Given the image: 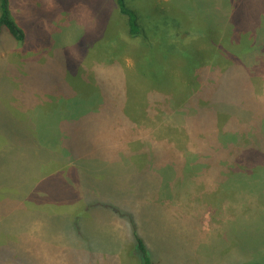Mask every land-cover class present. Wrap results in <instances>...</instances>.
Listing matches in <instances>:
<instances>
[{
    "label": "rangeland",
    "instance_id": "obj_1",
    "mask_svg": "<svg viewBox=\"0 0 264 264\" xmlns=\"http://www.w3.org/2000/svg\"><path fill=\"white\" fill-rule=\"evenodd\" d=\"M127 1L181 54L115 0H7L0 264H135L131 221L155 264H264V0Z\"/></svg>",
    "mask_w": 264,
    "mask_h": 264
},
{
    "label": "trees",
    "instance_id": "obj_2",
    "mask_svg": "<svg viewBox=\"0 0 264 264\" xmlns=\"http://www.w3.org/2000/svg\"><path fill=\"white\" fill-rule=\"evenodd\" d=\"M115 6H116L118 12L122 16H124V18H125L126 35L129 38L134 39L137 44H138V42H140V45L143 46L144 50H147V51L151 50L153 53V56H155L156 59H160L162 61L163 64L160 68H162L164 66L166 54H170V51H171V49H173L174 45L180 47L181 44L183 43V40L189 35V32L186 31V32H182V33H176L175 37H173L171 40L168 37H166V35H165V38H164V36H162L161 38L157 37L158 32L155 33L154 28H152L148 25V21H146L147 17H145V15H140L135 9L129 7L127 0H115ZM0 9H1L0 33L2 32V30H5L6 32H8L12 36H14L15 38L21 39L23 36L22 31L18 28V26L15 24V22L9 16L7 0H0ZM151 24L152 23L150 22V25ZM247 30H249V29H247ZM250 31H251V33H253V32L256 33V30H254L253 28ZM233 35H232V38H233ZM156 44L158 45V47H156ZM259 45H258L257 50L264 51V49L259 48ZM181 47H183V46H181ZM181 47H180V54H181ZM159 55H163L165 57L161 58V57H159ZM150 66H151V69L153 72L154 67L152 65H150ZM199 79H200V81L204 82V85H202L201 89L206 94H203L202 90H200L201 92H197V93L192 94L191 96H192V101L194 102L193 104L196 105L197 104L196 102H198L200 104L199 100L203 99L204 101H206V106L210 105L208 107H211L215 102L218 101V97H217L214 85L207 83V81H205V79H203V80H202V78H199ZM2 145L3 144H1L0 149L3 147ZM245 149L246 148H243L241 151H239L236 156L243 158L244 157L243 151ZM0 151H2V150H0ZM221 151L215 152V154L213 155V157H214L213 162L211 161V164H210L215 169H218L219 171L223 169L222 165L220 164V161L223 159ZM1 156H3V155L0 153V157ZM201 158H202V162H206L209 164V162H210L209 157H206V156L202 157L201 156ZM234 162L236 163V158H235ZM239 163L244 164L245 160H242ZM252 167L253 166L249 165V169ZM262 167H263V165L257 164V168L255 167L254 171H259V169L261 170ZM244 169L238 167L239 171H241V170L242 171H248V170H244ZM250 171H252V169ZM4 199L8 202L7 197L0 198V202H1V200H4ZM128 218L130 220L133 219V217H130V216ZM77 223L78 222L76 220L75 225H74L76 230H78ZM130 225H131V229H132V232H131L132 233L131 235L133 238L132 243L134 244V249H132L131 255H132L133 259L136 261L135 264H155L154 261L152 260V257H151V254H150V251H149V248L147 246L145 239L137 231V226H136L135 222L131 221ZM243 264H257V262H252V263L248 262V263H243Z\"/></svg>",
    "mask_w": 264,
    "mask_h": 264
}]
</instances>
